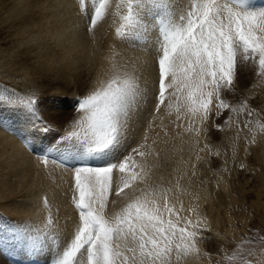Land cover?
Returning a JSON list of instances; mask_svg holds the SVG:
<instances>
[{
    "label": "snow or ice",
    "instance_id": "snow-or-ice-1",
    "mask_svg": "<svg viewBox=\"0 0 264 264\" xmlns=\"http://www.w3.org/2000/svg\"><path fill=\"white\" fill-rule=\"evenodd\" d=\"M69 6L73 15L61 23L75 39L88 35L95 42L98 25L112 20L115 39L131 44L141 41L147 21H151L158 31L155 76L150 74L142 87L134 72L121 73L119 66H114L107 81L77 97V115L69 121L70 131L58 139L33 131L22 140L45 169L50 162L70 167L71 202L77 213L72 228L62 227L50 212L41 224H21L17 239L23 251L46 255L47 264H179L192 255L208 256L209 264H223L200 247L212 239L205 235L210 226L201 227L202 221L182 216L183 206L177 209L166 192L153 187L152 168L159 166L165 149L147 145L148 130L133 146L134 123L142 115L141 99L145 106L151 99L157 113L172 108L174 102L177 120L181 113L193 122L199 119L201 127L196 132L206 139L212 117H216L217 130H223L219 119L229 114L232 120V113L245 117L242 127L239 119L235 121L237 136L245 129L251 132L254 120L264 136V109L258 110L257 101L243 96L242 91L237 95L242 66L254 63L259 69L256 75L264 77V6L257 7L249 0H189L184 8L173 0L47 3L61 14ZM5 101L23 109L33 129L39 126L44 133L51 132L35 90L5 97ZM257 142L253 135L245 151L250 154L251 145ZM153 155L157 165L149 164ZM42 204L50 207L46 195ZM246 242V251H234L226 259L264 264V235L255 244Z\"/></svg>",
    "mask_w": 264,
    "mask_h": 264
},
{
    "label": "bare ground",
    "instance_id": "bare-ground-1",
    "mask_svg": "<svg viewBox=\"0 0 264 264\" xmlns=\"http://www.w3.org/2000/svg\"><path fill=\"white\" fill-rule=\"evenodd\" d=\"M173 2L184 8L189 0ZM47 3L48 0H0V65L4 70L0 77V264H47V259L41 255L32 256L23 251L22 243L17 239L21 224H41L50 212L52 219L62 227H74L73 221L67 220L65 215L67 206L73 207L70 167L50 162L45 169L22 140L28 139L33 131L57 139L70 131L69 121L77 115L76 99L71 96L86 94L101 81H107L114 74V66H119L121 73L134 72L140 77L142 87L150 74L155 76L158 33L151 21H147L148 27L141 41L131 44L115 39L116 25L112 20L98 25L95 42L88 35L75 39L61 23L64 17L73 15L71 7L61 14L59 9L47 7ZM242 68L249 72L242 74L241 83L256 84L254 94L258 96L260 110L264 109V77L256 75L259 69L254 63ZM27 87L38 95L43 94L39 98L41 115L51 126V132L44 133L39 126L33 129L23 109L5 101V97L24 95ZM140 105L142 115L134 123L137 130L133 146L142 141L148 130L147 145L165 149L159 166L152 168L153 187L166 192L177 209L182 205V216L193 222L202 221L201 227L210 226L211 232L221 237L220 223L227 221L233 225L234 219L230 213L224 211V216L220 210L224 204L230 207L239 202L233 194L242 192L240 187L236 188L237 168L244 164V169L255 172L248 164L249 152L245 151L249 147L247 141L253 135L258 142L251 145L250 153L264 160V136L260 134L257 122H252L251 132L245 129L237 136L235 121L239 119L242 127L245 117L237 118L232 113V120H229V114H225L218 121L223 130L212 133L210 128L216 122L213 116L207 125L209 135L206 139L202 132H196L201 127L199 119L193 122L181 113V119L177 120L174 102L172 108H162L158 113L154 100L150 99L145 106L141 99ZM261 117H264V111H261ZM189 128L192 131H188ZM157 163L154 155L149 158L150 165ZM256 173L264 186V175ZM45 195L49 208L42 204ZM232 232L233 228H230L226 234L233 235ZM215 246L208 242L200 247L214 253L217 251ZM202 259L192 255L179 264H209L207 257Z\"/></svg>",
    "mask_w": 264,
    "mask_h": 264
},
{
    "label": "rangeland",
    "instance_id": "rangeland-1",
    "mask_svg": "<svg viewBox=\"0 0 264 264\" xmlns=\"http://www.w3.org/2000/svg\"><path fill=\"white\" fill-rule=\"evenodd\" d=\"M1 63H3V60ZM0 68H1L0 69V77H1L4 70L2 69L1 65ZM254 71L256 72L255 69ZM248 72L249 71L246 68H242L243 75H247ZM255 85L256 84H254L253 86V84L249 85V84L240 83L239 86L240 90L238 91L237 95L239 96L242 91L243 96L251 97L253 100H256L257 101L256 106L260 110V106H259L260 103L258 102L259 101L258 96L254 94L256 90V88H254ZM27 89L31 90L27 87L26 91H28ZM51 94L55 95V93H51ZM42 96L43 94L40 93L38 95V98ZM77 97L78 96L75 95L71 96V98L73 99H77ZM229 99L231 100V95H229ZM232 102L234 103L235 101ZM210 129H212V133L215 132L220 133V130H217L216 126H213ZM262 143L264 145V140L262 141ZM256 150L257 149H255V151ZM248 157L250 158L248 164L252 169H255V172H253L251 169L246 170L244 168H237L236 170L237 181H238V185L236 186V188L238 189V187H240L242 192L240 193L237 192L233 195H235L238 199H240L239 202L241 201L240 202L241 204L239 202H236L235 205H231L230 207L227 206L228 204L227 205L224 204V206H222L220 210L221 214H223L224 211L230 213L229 215L231 216L232 219H234V224L233 225L229 224L227 221L226 223L225 221L221 222L219 225V228L221 227V230L219 229L221 231V232L219 231L221 237L217 236L214 232L211 231L205 234L206 236H210L212 238L210 243L212 244L214 243L217 245L215 246L217 251L214 253H210L211 257L214 260L222 259L223 264H239V261H229L226 259V257L231 255L234 251L237 250L241 252L246 251L247 248L249 247V244L246 242V240H252L253 244H255V241L258 240L261 235H264V207H263L264 186L261 185L263 184V182L256 173L257 171L259 172L258 173L259 175L261 174L264 175V160L261 157H256L251 153L248 154ZM73 207L70 208L69 205L67 206V209L65 211L67 220L73 221L77 217L76 210ZM244 217H246L245 220ZM230 228H233V232H232L233 235L226 234V231L229 230ZM41 257L43 259H46V255H41ZM200 257L203 258L204 260L207 257V260L209 261L208 256L201 255Z\"/></svg>",
    "mask_w": 264,
    "mask_h": 264
}]
</instances>
